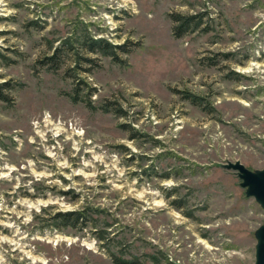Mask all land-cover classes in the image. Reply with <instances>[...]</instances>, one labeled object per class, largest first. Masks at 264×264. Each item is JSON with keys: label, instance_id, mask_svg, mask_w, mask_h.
Here are the masks:
<instances>
[{"label": "rangeland", "instance_id": "374dc122", "mask_svg": "<svg viewBox=\"0 0 264 264\" xmlns=\"http://www.w3.org/2000/svg\"><path fill=\"white\" fill-rule=\"evenodd\" d=\"M0 91V264L256 263L264 0H0Z\"/></svg>", "mask_w": 264, "mask_h": 264}, {"label": "trees", "instance_id": "16d2710c", "mask_svg": "<svg viewBox=\"0 0 264 264\" xmlns=\"http://www.w3.org/2000/svg\"><path fill=\"white\" fill-rule=\"evenodd\" d=\"M171 18L175 22L174 27V34L176 37H182L186 33L197 29L200 27L202 23V18L198 15L193 16H183L179 14L171 15ZM88 50L90 52L96 53L101 52L106 56L113 57L116 59V49L120 48L117 46H113L108 44L104 40H98V41H90L89 43L85 41L84 43ZM50 59L53 61L55 57H50ZM92 94V93H91ZM187 98L195 105H201L200 99L195 95H187ZM0 99L2 100H8L6 97H4L0 91ZM54 224L56 228L61 227H78L80 223L85 224L86 221V215L79 213V212H63V213H57L53 217ZM99 238H104L103 236Z\"/></svg>", "mask_w": 264, "mask_h": 264}, {"label": "water", "instance_id": "95a60500", "mask_svg": "<svg viewBox=\"0 0 264 264\" xmlns=\"http://www.w3.org/2000/svg\"><path fill=\"white\" fill-rule=\"evenodd\" d=\"M226 168L239 174L242 187L247 189L248 196L254 197L264 208V170L258 173L252 172L240 162L229 163ZM258 246L256 252V263L264 264V225L258 232Z\"/></svg>", "mask_w": 264, "mask_h": 264}]
</instances>
